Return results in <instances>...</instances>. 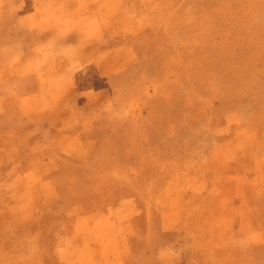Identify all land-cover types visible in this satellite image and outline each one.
Instances as JSON below:
<instances>
[{
    "label": "rangeland",
    "instance_id": "374dc122",
    "mask_svg": "<svg viewBox=\"0 0 264 264\" xmlns=\"http://www.w3.org/2000/svg\"><path fill=\"white\" fill-rule=\"evenodd\" d=\"M22 1L0 0V79L6 75L5 56L23 47L29 52L44 34L29 28L28 17L7 14L9 4ZM32 1L36 17L39 9L49 7L47 0ZM122 1L125 40L133 47L135 64L113 76L109 93L102 97L105 112L87 142L95 165L86 169L65 161L61 166V200L30 224V231L41 232L34 246L20 238L27 226L13 223L22 210L28 214L30 209L9 204L28 196L19 186L20 174L29 149L39 145L26 136L28 131L0 145V264L16 253L27 259L31 248L43 251L46 264H61L57 248L64 246L70 231L69 205L101 198L111 203L129 195L137 199V218L125 264L210 263L198 254L192 233L151 230L154 199L196 182L199 165L213 157L217 129L225 122L241 119L259 127L264 121V0ZM84 72L76 73L80 89L101 85L96 68ZM15 84L4 82L0 93ZM255 217L264 227V213L259 210ZM11 233L18 238H10ZM245 263V257L229 262Z\"/></svg>",
    "mask_w": 264,
    "mask_h": 264
},
{
    "label": "crops",
    "instance_id": "0c3cea01",
    "mask_svg": "<svg viewBox=\"0 0 264 264\" xmlns=\"http://www.w3.org/2000/svg\"><path fill=\"white\" fill-rule=\"evenodd\" d=\"M47 1L49 7L39 9L38 18L32 0L6 8L10 16L28 17L32 31L47 34L29 52L23 47L20 53L7 54L2 61L6 75L0 79V85L16 83L0 93V145L17 141L27 131L39 145L29 149L20 174L19 186L28 196L9 204L30 209L28 214L22 210L13 223L27 226L20 238L33 246L41 232L30 231V224L61 200L57 178L64 162L86 169L95 165L87 142L104 115L102 97L109 93V80L135 64L133 47L125 40L122 0ZM90 67L96 68L101 85L80 89L76 73ZM13 113L17 119H10ZM213 149L210 161L199 165L196 182L156 194L151 230L192 233L198 254L210 258L209 264H229L238 257H245V264H264V227L255 217L259 210L264 213V121L259 127L241 119L225 122L217 129ZM66 215L71 227L64 246L57 248L61 264H125L136 229L134 195L111 203L81 199L69 205ZM12 256L2 264H46L40 248H31L27 259L21 257L24 253Z\"/></svg>",
    "mask_w": 264,
    "mask_h": 264
}]
</instances>
